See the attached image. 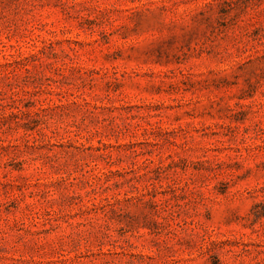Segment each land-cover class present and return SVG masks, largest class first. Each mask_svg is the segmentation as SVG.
<instances>
[{"label":"rangeland","instance_id":"1","mask_svg":"<svg viewBox=\"0 0 264 264\" xmlns=\"http://www.w3.org/2000/svg\"><path fill=\"white\" fill-rule=\"evenodd\" d=\"M0 264H264V0H0Z\"/></svg>","mask_w":264,"mask_h":264}]
</instances>
